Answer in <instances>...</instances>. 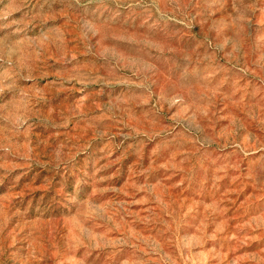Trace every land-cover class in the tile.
I'll list each match as a JSON object with an SVG mask.
<instances>
[{"label":"rangeland","instance_id":"1","mask_svg":"<svg viewBox=\"0 0 264 264\" xmlns=\"http://www.w3.org/2000/svg\"><path fill=\"white\" fill-rule=\"evenodd\" d=\"M0 264H264V0H0Z\"/></svg>","mask_w":264,"mask_h":264}]
</instances>
